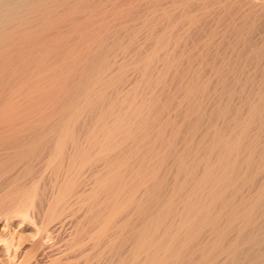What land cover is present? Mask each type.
<instances>
[{"label":"bare ground","instance_id":"6f19581e","mask_svg":"<svg viewBox=\"0 0 264 264\" xmlns=\"http://www.w3.org/2000/svg\"><path fill=\"white\" fill-rule=\"evenodd\" d=\"M23 222L86 264H264V0H0V244L43 264Z\"/></svg>","mask_w":264,"mask_h":264},{"label":"rangeland","instance_id":"374dc122","mask_svg":"<svg viewBox=\"0 0 264 264\" xmlns=\"http://www.w3.org/2000/svg\"><path fill=\"white\" fill-rule=\"evenodd\" d=\"M20 225H22V226H19V227L15 226L12 228H14V230H16V231H19L21 229L20 230L21 232L19 233V235H21V237H22L21 241L23 243V246H25L26 250L32 249L31 252L33 254H35L34 256H38L42 262L44 261L43 264H50L51 263L50 261L53 258H60V264H86V257L85 256L89 252L88 251L89 249L87 250V247L85 249H78L77 248V249L68 250L66 243L64 241L58 240V239L57 240L55 239L53 241H52V239H48V241H47V238H44V242L46 243L45 246H43L44 249L42 246H40L38 248L36 246L33 247L32 245L37 240L36 232L34 229L35 227L31 226L30 224L25 223V222L21 223ZM1 228H2V226H0V230H1ZM3 229L4 228H2V230ZM4 231H5V229H4ZM51 246H52V248H51ZM4 259H5V256L3 253L2 244H0V260L2 261L1 263H4Z\"/></svg>","mask_w":264,"mask_h":264}]
</instances>
